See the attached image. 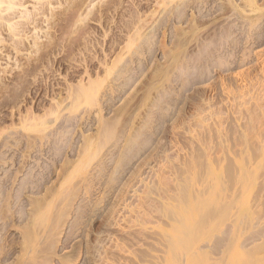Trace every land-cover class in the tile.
Instances as JSON below:
<instances>
[{"label": "rangeland", "instance_id": "obj_1", "mask_svg": "<svg viewBox=\"0 0 264 264\" xmlns=\"http://www.w3.org/2000/svg\"><path fill=\"white\" fill-rule=\"evenodd\" d=\"M18 3L0 264H264V0Z\"/></svg>", "mask_w": 264, "mask_h": 264}, {"label": "bare ground", "instance_id": "obj_2", "mask_svg": "<svg viewBox=\"0 0 264 264\" xmlns=\"http://www.w3.org/2000/svg\"><path fill=\"white\" fill-rule=\"evenodd\" d=\"M20 1V0H19ZM19 1H17V0H0V30L2 31V29H3V26H7L8 28H7V30L9 31V29H10V32H11V30L13 31V30H16V28H14L15 26L14 25H18V24H13L12 22H10V20H9V18L7 17H5V16H7V15H5L6 14V12L7 13H9V12H12V11H14V10H16V6L17 5H19L20 3H18ZM25 3V2H24ZM20 5H22V4H20ZM5 12V14H3ZM42 13V12H41ZM22 16V15H21ZM29 17V16H28ZM12 18V17H11ZM24 18V17H23ZM27 18V17H26ZM20 20H21V18H20ZM25 20H27V19H25ZM17 22V21H16ZM25 23V22H24ZM28 23V22H27ZM21 25H22V23H20ZM19 24V25H20ZM32 24V23H31ZM20 25V26H21ZM31 26V25H30ZM35 26V25H34ZM2 28V29H1ZM29 28V27H28ZM19 29V28H18ZM25 29V28H24ZM37 29V28H36ZM20 31V30H19ZM18 32V31H17ZM16 32V33H17ZM21 32V31H20ZM36 32V31H35ZM15 34V33H14ZM14 34H12V35H14ZM22 34V33H21ZM17 35V34H16ZM16 35H15V37H16ZM18 36V35H17ZM14 37V36H13ZM16 38H18V37H16ZM25 40V39H24ZM22 42V41H21ZM0 43H2L1 41H0ZM23 46V45H22ZM14 47H16V46H13L12 48H14ZM18 49V48H17ZM17 49H15V50H17ZM20 49V48H19ZM19 52V51H18ZM17 52V53H18ZM1 54V53H0ZM63 109V108H62ZM29 119V118H28ZM34 119V118H33ZM35 121V120H34ZM130 259H131V257H130ZM142 264V263H141Z\"/></svg>", "mask_w": 264, "mask_h": 264}]
</instances>
